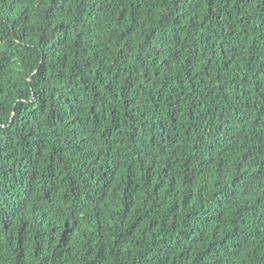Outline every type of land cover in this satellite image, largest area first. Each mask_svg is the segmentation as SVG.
<instances>
[{"label": "trees", "instance_id": "1", "mask_svg": "<svg viewBox=\"0 0 264 264\" xmlns=\"http://www.w3.org/2000/svg\"><path fill=\"white\" fill-rule=\"evenodd\" d=\"M0 264H264V0H0Z\"/></svg>", "mask_w": 264, "mask_h": 264}]
</instances>
